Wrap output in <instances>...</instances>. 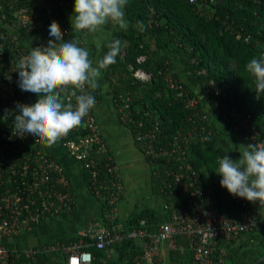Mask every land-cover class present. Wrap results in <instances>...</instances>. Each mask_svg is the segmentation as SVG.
Returning <instances> with one entry per match:
<instances>
[{
	"label": "trees",
	"instance_id": "obj_1",
	"mask_svg": "<svg viewBox=\"0 0 264 264\" xmlns=\"http://www.w3.org/2000/svg\"><path fill=\"white\" fill-rule=\"evenodd\" d=\"M207 2L210 3V8L205 13H200L197 5L189 3L188 0H128L125 6L127 30L114 29L111 36L100 45L99 61L109 51V44L115 40L121 41V52L117 55L116 62L102 71L113 91V102L118 115L125 113L131 118L125 125L130 128L137 146L140 147L136 134L148 132L156 122L159 127L157 138L162 143L173 140L178 132L191 130L195 125L204 127V132L191 142L180 160H149L153 191L161 197L163 212L145 208L133 213L123 221L126 230L141 219L145 220L149 229L154 230L165 219L164 205L172 200L179 202V197L169 193V190L165 193L163 170L169 164L177 166L183 161L192 164L201 182L205 206L214 207L223 215L238 219L243 217L244 212L256 216L255 208L258 202L245 201L243 205L242 201L229 195L227 190L220 186L221 177L216 174L218 162L224 155L233 161L238 160L235 155L237 147L230 143L232 138L210 119L193 87H200L199 93L207 99L214 115L223 119L231 128L235 125L234 121L217 110V107L222 109V100L231 103L241 114L249 115V125L240 127L237 131L239 134L250 138L251 127H254L260 134L259 139H264V93H255L253 77L245 70L247 63L252 59H262L264 0ZM73 5L74 0H0V83L3 81V72L10 66V49L13 43L17 42L23 46L19 42L20 37L36 34L47 40L52 39L49 36L52 19L57 21L60 30L65 28L68 32L74 19ZM23 14L33 17L25 19L21 17ZM139 21L143 22V30L137 26ZM106 25L112 27L114 24L109 22ZM77 34L76 41L79 42L82 31H77ZM246 36H249L248 40ZM139 56L143 58L138 59ZM139 68L150 72L152 78L147 82L136 80L133 72ZM200 69L205 72L198 73ZM181 73L187 80L182 78ZM169 77L176 79L189 94L197 96L198 108L203 110L205 117L192 114L193 111L185 105L183 97L177 95V90L169 87ZM210 79L216 83L219 90L217 98L205 88V82ZM88 88L93 90L94 98L98 101L100 94L97 87ZM125 104L127 107H124ZM3 111V98L0 95V125L4 127ZM2 132L3 129H0V142L5 143ZM84 132L80 124L60 141L64 142ZM104 153L100 154L98 159L101 165L105 163ZM6 161L7 158L0 160V188H14L16 182L13 181L14 176L4 167ZM158 170L159 174H156ZM101 174L107 175L105 172ZM16 179L19 180L18 176ZM86 182L91 193L95 195L87 176ZM56 184L57 189L70 192L71 195L72 192L66 184ZM100 203L104 211L102 222L105 224V214L109 207L105 201ZM58 218L78 220L79 213L73 205L69 211L50 217L51 220ZM39 225L41 224L34 227ZM244 233H248V236L241 247L232 253L229 259H225L223 264H249L264 254V223L258 221L252 230L239 235ZM76 239L77 236L52 244L59 247L63 242ZM231 243L232 240L226 242L221 239L215 253L219 254L222 247L226 249ZM86 249L92 255L89 264H131L140 254L138 242L133 240L110 249H96L94 246H88ZM168 256L170 264H194L192 251L188 248L184 236L176 238V247L169 250ZM63 257L65 255L55 249L39 254L30 261L20 258L14 264H63ZM261 264H264V261Z\"/></svg>",
	"mask_w": 264,
	"mask_h": 264
},
{
	"label": "built area",
	"instance_id": "obj_2",
	"mask_svg": "<svg viewBox=\"0 0 264 264\" xmlns=\"http://www.w3.org/2000/svg\"><path fill=\"white\" fill-rule=\"evenodd\" d=\"M188 2L195 3L200 13H205L210 8L207 0H188ZM21 17L28 19L33 16L23 14ZM54 21L57 23L55 19ZM61 31L63 34L67 33L65 28ZM248 38L249 36H246V40ZM78 46L86 48L82 39L79 40ZM10 51L12 55L10 66L3 72V81L0 83L4 109L2 120H5L4 127L0 125V129H3L2 138L6 141L0 142V160L7 158L4 167L14 176L13 181L16 185L14 188H0V264H14L20 258L30 261L39 254L55 249H59L65 255V264H89L92 255L86 247L110 249L130 240L138 242L140 249V254L131 264H166L162 259V247L166 244L168 250L174 249L178 236L185 237L188 248L192 251L194 264H223L226 259L225 248L222 247L219 254H216L218 242L221 239L230 242L239 234L256 227L258 219L251 213L244 212L243 217L238 219L225 216L214 207L205 206V194L201 182L192 164L183 161L177 166L169 164L163 170L165 193L169 190V193L179 197V202L172 200L164 205L165 219L154 230L149 229L143 219L126 230L116 216L117 203L123 190L119 164L106 148L94 114V106L81 123L85 132L62 143L69 155L81 162L87 180L94 188V196L108 205L109 210L105 214L106 223L95 219L86 221L76 240L61 243L59 247L51 245L22 248L15 244H7L5 241L25 234L34 225L49 220L52 215L67 212L74 205V200L68 192L57 189L56 183H67L62 166L39 150L41 141L27 134H19L15 128L16 105L30 106L25 98L27 92L22 91L18 86L17 70L19 61L31 50L14 42ZM261 57L263 60L264 51ZM142 58L143 56L138 57V59ZM197 72L205 71L200 69ZM133 76L140 82H147L152 78L150 72L141 68L134 70ZM168 82L169 87L177 90V95L183 97L185 105L193 111L194 116L205 117L203 110L198 108L197 96L189 94V91L172 77H169ZM204 85L214 98L219 96L217 85L212 79L207 80ZM90 90L86 86V93L94 96L93 90ZM62 97L66 104H71L75 108L76 101L70 91L62 94ZM96 102L95 100V105ZM220 104L222 109L217 107L218 112L234 121L233 129L236 132L240 127L249 125V115L241 114L225 100ZM124 107H127V104ZM120 119L124 124L131 120L125 113ZM158 132L159 127L156 122L148 132L136 134V140L140 145L138 147L148 162L162 158H167L168 162L180 160L191 142L204 132V127L195 125L191 130L178 132L173 140L165 143L157 138ZM251 132L252 142L264 143V139H259L260 134L254 127H251ZM102 153L106 155H104L106 159L101 165L98 159ZM159 170L156 174H159ZM103 172L107 175L102 176ZM17 176L19 180L16 179ZM238 199L243 205L245 204V199Z\"/></svg>",
	"mask_w": 264,
	"mask_h": 264
},
{
	"label": "clouds",
	"instance_id": "obj_3",
	"mask_svg": "<svg viewBox=\"0 0 264 264\" xmlns=\"http://www.w3.org/2000/svg\"><path fill=\"white\" fill-rule=\"evenodd\" d=\"M127 3L128 0H74L72 29L96 33L111 22L127 30ZM137 26L143 30L142 21ZM49 36L52 39L47 46L31 48L18 63L19 88L37 94L38 99L30 106L16 105L15 128L19 134L36 137L50 147L78 127L95 106L94 96L85 88L98 87L101 70L116 62L121 41L109 44L107 54L93 67L89 50L78 46L77 41L57 43L63 33L55 21L49 26ZM245 70L253 77L255 93H264V60L252 59ZM69 91L75 98V108L63 102L62 94ZM241 147L238 160L227 155L219 160L216 174L221 177L220 186L229 195L264 204V143Z\"/></svg>",
	"mask_w": 264,
	"mask_h": 264
},
{
	"label": "crops",
	"instance_id": "obj_4",
	"mask_svg": "<svg viewBox=\"0 0 264 264\" xmlns=\"http://www.w3.org/2000/svg\"><path fill=\"white\" fill-rule=\"evenodd\" d=\"M125 19L127 20L126 12ZM114 29H119V27L117 25L113 27L105 25L96 33L82 31L81 39L90 52L89 58L92 61L93 67L98 66L101 43L111 36ZM77 39V31L73 30L70 24L69 31L57 43L76 41ZM48 41L42 38L40 34L19 38V42L30 50L37 46H47ZM181 76L184 80H187L182 73ZM97 83L100 99L96 102L94 114L98 121L100 134L106 143V148L116 158L119 164V172L123 183L122 194L116 207L118 221L123 224V221L128 216L133 213H138L145 208L154 209L159 213L163 212L161 197L153 191L151 166L145 159L142 151L135 144L130 128L121 121L113 102V91L108 80L104 77L102 70ZM193 88L198 93L203 108L208 111L213 123L232 138L230 143H234L237 147L235 155L239 158V153L242 152L241 146H247L254 142L250 138L236 132L223 119L215 116L213 108L208 105L207 99L199 93L201 91L200 87L194 86ZM25 98L32 105L37 101L38 96L37 94L27 92ZM38 148L62 166L63 174L67 180L66 185L72 192L71 196L74 200V207L78 210L79 219H49L42 222L41 225L33 227L25 234L5 241L7 244H17L18 247L22 248L30 246H51L53 242L61 239L76 236L78 238V234L86 221L95 219L102 222L104 218L102 204L87 186L86 174L81 162L69 155L60 140L50 147L41 142ZM68 193L70 194V192ZM255 213L258 221L264 223V204L258 202ZM247 236L248 233H244L232 240V243L225 249L226 259H229L230 255L241 247ZM168 252L169 250L166 244H164L162 247V259L166 264H170ZM63 264H65V257H63Z\"/></svg>",
	"mask_w": 264,
	"mask_h": 264
},
{
	"label": "water",
	"instance_id": "obj_5",
	"mask_svg": "<svg viewBox=\"0 0 264 264\" xmlns=\"http://www.w3.org/2000/svg\"><path fill=\"white\" fill-rule=\"evenodd\" d=\"M264 261V254L260 255L257 259L253 260L249 264H261Z\"/></svg>",
	"mask_w": 264,
	"mask_h": 264
},
{
	"label": "rangeland",
	"instance_id": "obj_6",
	"mask_svg": "<svg viewBox=\"0 0 264 264\" xmlns=\"http://www.w3.org/2000/svg\"><path fill=\"white\" fill-rule=\"evenodd\" d=\"M52 20L54 21V19H52ZM113 26H114V25H113ZM113 26H112V27H113ZM234 161H235V160H234ZM15 245L18 247V245H17V244H15Z\"/></svg>",
	"mask_w": 264,
	"mask_h": 264
}]
</instances>
